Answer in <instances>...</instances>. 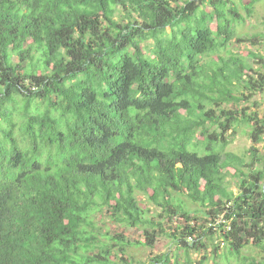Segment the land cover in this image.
<instances>
[{"label":"trees","instance_id":"obj_1","mask_svg":"<svg viewBox=\"0 0 264 264\" xmlns=\"http://www.w3.org/2000/svg\"><path fill=\"white\" fill-rule=\"evenodd\" d=\"M243 1L0 0V264H264V57L228 48L264 40L235 38ZM239 129L249 160L226 151ZM103 213L173 250L135 260Z\"/></svg>","mask_w":264,"mask_h":264},{"label":"rangeland","instance_id":"obj_2","mask_svg":"<svg viewBox=\"0 0 264 264\" xmlns=\"http://www.w3.org/2000/svg\"><path fill=\"white\" fill-rule=\"evenodd\" d=\"M235 3H238V0H234ZM247 0H244L243 3H246ZM252 14L250 17L246 16V11L239 9L241 15L245 18V21L241 24L236 26L235 28V38L240 39H247L251 36H256L257 34H264V0H261L260 2L256 3L254 7L252 8ZM240 47L241 50H253L255 52L260 53L264 57V40L256 44L255 46H251L249 43H237L235 40H233L230 44H228V48L232 49L234 52L238 49L236 46ZM252 102L255 103V105L252 104ZM248 111L256 112L259 117L264 118V93H258L251 97V102L249 104ZM247 131H249L247 129ZM227 134H232L231 139L232 141L226 148L227 152H232L234 154H237L239 156L245 155V158L249 160L248 155L246 154V151L251 147L252 143L249 139L248 133H243L242 129H239L236 133H230V131ZM259 153H264V135L262 142L256 145ZM231 180V188L234 190L233 185L235 183V180L233 178H229ZM228 179V180H229ZM137 200L139 201V204L142 208H146L149 210V216H152L155 212H159L158 209H154L153 205L146 202L147 200L142 197L141 195H137ZM188 205H191L188 203ZM199 222L203 226H213L217 225L220 222H223V218L221 217L219 221H217L215 224L206 223L207 219L202 218L199 216ZM97 223L101 225V227L104 230H108L112 234L122 233L125 237H127L131 242L132 245L127 249V254L132 255L133 258L137 261H146L147 258H151L150 256L158 255L165 253L169 250H173V248L170 249L169 245V239L164 238H157L155 240V247L154 249L148 248V247H142V246H136L134 242L139 241L143 238V233L141 229H133V228H126L124 226L116 224L113 220L109 218V216L105 213L102 215H98L97 217ZM177 223L183 224V221H178ZM206 251L201 249L200 252L197 253H191L190 258L191 260L196 263L202 258V255ZM209 253V250L207 251ZM152 254V255H149ZM255 256L259 257L260 253L255 254ZM208 264H213V261H208ZM220 264H228L227 262L222 261Z\"/></svg>","mask_w":264,"mask_h":264},{"label":"clouds","instance_id":"obj_3","mask_svg":"<svg viewBox=\"0 0 264 264\" xmlns=\"http://www.w3.org/2000/svg\"><path fill=\"white\" fill-rule=\"evenodd\" d=\"M10 250L12 251H17L16 249L12 248V247H8Z\"/></svg>","mask_w":264,"mask_h":264}]
</instances>
